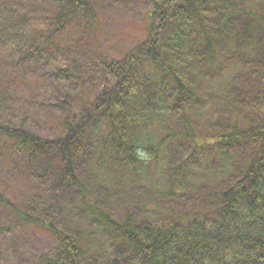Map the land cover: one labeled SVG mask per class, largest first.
Masks as SVG:
<instances>
[{"label":"trees","instance_id":"1","mask_svg":"<svg viewBox=\"0 0 264 264\" xmlns=\"http://www.w3.org/2000/svg\"><path fill=\"white\" fill-rule=\"evenodd\" d=\"M104 1L0 0V161L41 189L0 202L57 246L18 261L0 243V264H264V0H144V38L103 53L96 93L45 137L43 107L9 108L12 67ZM68 60L40 79L90 76Z\"/></svg>","mask_w":264,"mask_h":264},{"label":"rangeland","instance_id":"2","mask_svg":"<svg viewBox=\"0 0 264 264\" xmlns=\"http://www.w3.org/2000/svg\"><path fill=\"white\" fill-rule=\"evenodd\" d=\"M148 10L149 6L144 0H106L98 8V17L93 27L89 28L84 21L77 20L53 37L49 55L38 66L32 63L22 69L12 67L18 76L23 77L20 85L11 86L10 89L2 84L6 87V93L10 90L12 99L9 108L12 109L13 115L16 114V117L26 111H33L32 108L36 106L43 107V112L48 117L46 120H40L41 127L38 131L45 137L57 136L63 131L61 123L69 109L80 107L81 103L88 104L90 96L96 93L97 88H94L93 81L100 74L98 62L101 55L106 53L113 59H121L144 38L142 33L145 25L147 26ZM71 48L72 52L66 55ZM65 58H69L68 65L77 66L76 69H79L81 74L90 76L81 75L78 81L69 82L67 88L61 85L64 83L52 87L45 78L40 79L41 72L53 68L51 63L55 64ZM42 100L44 105H41ZM9 108L7 107L8 110ZM0 150H7V145H0ZM2 156L8 157L6 153ZM14 163L17 165L13 170L10 164L0 161V193L12 201L21 202L30 199L41 189L30 185L31 182L24 177L23 161L20 164L17 159ZM4 205L0 202V243H9V248L20 256L18 261L27 253L39 256L41 252L55 250L57 246L54 240L43 229L37 226L22 228L14 223L13 227H10V210Z\"/></svg>","mask_w":264,"mask_h":264}]
</instances>
